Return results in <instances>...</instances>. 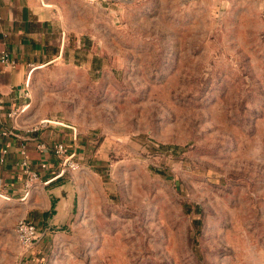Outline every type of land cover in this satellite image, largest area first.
<instances>
[{"label":"rangeland","instance_id":"rangeland-1","mask_svg":"<svg viewBox=\"0 0 264 264\" xmlns=\"http://www.w3.org/2000/svg\"><path fill=\"white\" fill-rule=\"evenodd\" d=\"M83 1L31 81L77 131L76 222L22 250L8 201L0 264H264V0Z\"/></svg>","mask_w":264,"mask_h":264},{"label":"crops","instance_id":"crops-1","mask_svg":"<svg viewBox=\"0 0 264 264\" xmlns=\"http://www.w3.org/2000/svg\"><path fill=\"white\" fill-rule=\"evenodd\" d=\"M85 4L83 0H0V54L7 56L6 61L0 60V206L13 201L12 205L22 212L16 220L26 218L33 222L39 236L55 227L69 228L76 222L82 185L78 171L82 166L43 183L55 173L57 161L52 154L40 153L35 147L37 142L63 141L76 150L79 162L81 155L77 134L73 136L68 128L40 125L27 133L28 128L44 119L35 111L31 81L63 56L64 30L73 27L66 15H78ZM74 23L78 29V20ZM16 109L19 113L11 117ZM23 150L29 167L39 175L24 197ZM43 161L48 166L41 169L39 164ZM62 185L68 192L67 211L62 208Z\"/></svg>","mask_w":264,"mask_h":264},{"label":"built area","instance_id":"built-area-1","mask_svg":"<svg viewBox=\"0 0 264 264\" xmlns=\"http://www.w3.org/2000/svg\"><path fill=\"white\" fill-rule=\"evenodd\" d=\"M0 60L2 62L7 60V56L5 53L0 54ZM17 113H19V110L16 109L13 110L10 115L11 117H16ZM40 125L61 126L68 128L72 132L73 136H76L77 134L76 128L74 126L68 125L59 120L51 119H46L45 121L41 120L38 125L36 124L28 128L27 133L37 130ZM35 147L40 153L52 154L57 161V169L55 173L46 178L43 181L44 184H48L52 180L63 177L67 172L77 171L81 168L80 162L77 159L76 150L72 149L63 141H55L52 143L37 142ZM22 153L25 157L22 164L24 167V173L26 175V179L24 180V197L29 193L30 188L38 180L39 175L37 170H33L29 167L26 161V154L24 150ZM47 166L48 164L45 161L39 164V168L41 169L47 168ZM14 233L16 235L17 242L22 250L28 249L33 244V242L39 237V232L37 230L36 225L26 218H19L18 220H16L14 224Z\"/></svg>","mask_w":264,"mask_h":264},{"label":"water","instance_id":"water-1","mask_svg":"<svg viewBox=\"0 0 264 264\" xmlns=\"http://www.w3.org/2000/svg\"><path fill=\"white\" fill-rule=\"evenodd\" d=\"M60 196L62 198V208L64 211H67L68 210V192L67 190L64 188V185L61 186V189H60Z\"/></svg>","mask_w":264,"mask_h":264}]
</instances>
